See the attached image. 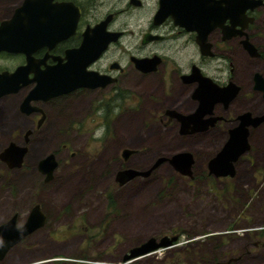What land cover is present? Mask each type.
Instances as JSON below:
<instances>
[{
	"label": "flooded vegetation",
	"instance_id": "1",
	"mask_svg": "<svg viewBox=\"0 0 264 264\" xmlns=\"http://www.w3.org/2000/svg\"><path fill=\"white\" fill-rule=\"evenodd\" d=\"M29 1L31 4L24 13H17L26 0H0V44H15L17 30L21 29L20 39L26 40L25 49L28 51L0 50V118L5 110L9 111L14 105L18 111L15 113L13 110L12 115V118L17 117L16 124H12L9 130L0 127V140L9 138L0 147V174L10 178L16 172L28 170L30 143L36 132L42 133L49 122L47 108L58 104L63 109L66 106L76 110L67 118V127L60 125L62 122H55L51 130L43 135V139L50 136V139L56 140L59 150L66 147L65 142L84 137L98 141L100 148H105L113 138L114 121L129 111L142 115L144 124H159L166 128L178 126L179 137L199 140L211 137L227 141L231 129L240 125L244 116L249 119L262 117L260 124L250 123L247 126L250 147L235 162V175L232 177L212 174L208 165L211 158L202 173L196 172L192 152L194 163L191 175L182 174L168 162L182 177L195 181V184L201 183L203 174L206 177L205 186H209L210 177L230 179L237 176L238 163L254 152L256 144L253 139L264 130V88L261 87L264 86V0H239V15L234 19L231 13L223 15L224 0H209L207 8L210 10L207 12L204 0ZM33 27L39 29L42 41L29 45L36 40L33 39ZM86 33L89 34L87 44ZM80 49L70 75L65 72L68 69L65 66L71 63L68 53ZM23 66L26 69L19 77L13 75ZM37 88L41 89L40 93L35 91ZM19 95L22 96L17 100ZM130 96L133 103L124 106V101ZM147 101L151 103L146 107ZM144 112L147 114L143 117ZM20 119L26 126L24 131L19 126ZM21 133L23 144L16 140ZM12 143L27 149L19 167L11 166L1 156ZM133 150L135 152L131 157L140 151ZM45 157L37 165L39 176H35L42 177L35 187L41 194L43 187L52 185L49 183L55 179L60 165L55 155L57 166L52 178L47 179L48 175L40 170V162ZM76 162L80 165L76 171H82L86 161ZM157 168L148 176L136 178H149ZM67 172L71 175V168ZM99 178L104 179V175L100 173ZM11 183L8 179L2 183L6 191L3 197H13ZM55 186L54 190L62 187L71 189V185L63 180ZM3 197L0 214L5 213L1 205ZM34 200L27 218L38 205L46 217L44 226L12 246H9L10 242H3L4 249H8L0 250V264H15L18 250L23 249L31 255L24 264H71V259L58 260L57 256L45 258L35 254L42 244L36 237L45 230L50 216L37 197ZM67 206L64 205L63 210L68 209ZM14 216H17L18 226L25 223L19 222L21 214L13 207L0 225ZM55 220L60 223V218ZM89 225L85 222L82 231L74 232L68 238L72 245L81 236L83 240L80 238V242L88 245L83 247L79 244V249L88 252V256L83 255L84 264L92 262L90 254L95 246L93 226L96 224L89 222ZM250 231L246 230L247 241L250 242L238 247L240 256L217 264H234L243 260L244 254L264 250V230ZM182 233L185 232L172 230L163 235L177 236L175 245ZM212 234L217 235L215 232ZM213 243L214 247L218 245L219 238ZM160 250L132 258L129 264H155V260L147 257ZM167 252L169 258L164 264H181L184 261L181 256L175 255L177 252L173 249ZM210 259L212 257L207 260ZM92 264H96V260Z\"/></svg>",
	"mask_w": 264,
	"mask_h": 264
},
{
	"label": "rangeland",
	"instance_id": "2",
	"mask_svg": "<svg viewBox=\"0 0 264 264\" xmlns=\"http://www.w3.org/2000/svg\"><path fill=\"white\" fill-rule=\"evenodd\" d=\"M132 103L133 98L130 96L123 104L130 106ZM150 103L147 101L146 107ZM47 109L49 122L42 133L36 132L30 143L28 170L16 172L10 178L0 174V200L6 192L2 186L6 179L12 181L10 190L13 194L11 198L6 195L2 199L1 205L5 208L2 212L5 213L0 214V223L13 207L21 214L19 222L24 223L36 201L34 197L49 213L47 227L36 237L42 244L40 243L41 249L35 254H41L45 258L57 256L58 260L71 259V264H84L83 255L88 256V252L79 249L81 236L72 245L68 238L74 232L82 231L85 222L88 225L90 222L96 224L93 226L96 236L90 264L94 260L96 264H129V261H123V257L130 248L150 237L160 239L165 236L163 233L172 230H181L186 234L182 233L171 248L161 249L147 258L155 260V264H164L169 258L167 251L173 249L177 252L175 255L184 260L181 264H203L202 259L204 264H217L240 256L238 247H244L250 242L247 241L249 237L246 230H264V130L253 139L256 144L254 152L238 163L235 178L210 177L209 186H205L206 177L203 174L201 183L195 184V181L182 177L166 162L151 177L135 178L120 185L116 181L120 169L147 171L159 157H170L181 151L194 154L195 171L202 173L208 160L221 149L226 140L211 137L184 139L178 136V126L166 128L159 124H144L142 115L129 111L114 121L113 138L105 148L101 149L98 141L84 137L65 142L66 147L59 150L56 140L50 139V136L49 139H43V135L51 130L55 122H62L60 125L67 127V118L76 110L66 106L63 109L58 104ZM13 110L18 113L14 105L2 114L1 129L9 130L12 124H16L17 117L12 118ZM115 110L116 108L113 109L112 117ZM146 114L144 112L143 117ZM18 121L24 131L26 126H23V120ZM84 128L87 127H82ZM8 140L9 138L0 140V147ZM16 140L23 144V133ZM123 148L140 151L126 161L122 156ZM50 151L55 152L53 154L60 165L55 179L49 183L52 185L43 187L44 192L41 194L38 188L35 190L42 181L41 176L35 178L40 174L37 165L40 159L51 154L47 153ZM78 160L86 161L80 172L76 171L80 166L76 162ZM69 168L71 175L67 172ZM100 173L104 175V179H100L101 175L99 178ZM63 177L65 178L62 179ZM62 180L71 185L70 190L66 187L53 189ZM31 187L34 188L33 191ZM67 204L68 211L63 210ZM240 212L243 214L238 215ZM56 218H60V223H57ZM214 232L216 236L212 234ZM216 238H219L220 243L214 247L213 241ZM81 245L85 247L86 242ZM30 256L25 250H19L14 263L24 264ZM242 256L244 259L234 264H264V250ZM209 257H212L210 261L207 260Z\"/></svg>",
	"mask_w": 264,
	"mask_h": 264
},
{
	"label": "water",
	"instance_id": "3",
	"mask_svg": "<svg viewBox=\"0 0 264 264\" xmlns=\"http://www.w3.org/2000/svg\"><path fill=\"white\" fill-rule=\"evenodd\" d=\"M209 0H204V10L205 12L209 11L210 9L207 8ZM252 2V1H250ZM222 3V2H221ZM224 6L222 8H225L223 11L224 16H229L231 13V18L234 19L239 15V9H240V2L239 0H224ZM246 5L249 4V2H244ZM31 3L29 0H26V2H23L22 6L18 9L17 13H24V10L27 6H29ZM220 6V5H219ZM244 10V8L242 9ZM204 12V13H205ZM25 30V29H24ZM18 39L15 44H0V50L6 49V50H13L16 52H28L26 51V40L20 39V35L23 33V30L18 29ZM33 31V40L32 43H28L29 45L37 43V41H42V35L39 33V29L36 27L32 28ZM41 31V29H40ZM24 35H22L23 37ZM85 42L87 44L89 34H85ZM83 49V48H82ZM73 50L68 53V57L70 58L71 63L67 64L65 66V72L72 75V64L74 63V59L76 55L81 52V50ZM26 69V66L20 67L17 69L16 73L13 75H16L19 77ZM75 71V70H74ZM262 81V80H261ZM264 84V80L262 81ZM264 88V86H261ZM40 88H37L35 91L40 93ZM263 121L262 117L258 118H251L248 117L242 118V123L233 129H231V136L226 141L222 149L216 153L210 160H209V169L212 174H215L216 176H234L235 175V162L243 155L245 152L249 149V141H248V130L247 126L250 125V123H253L255 125L260 124ZM27 149L25 147L16 146L14 143H12L8 148H6L5 152L2 153V158H6L5 160L10 162L11 166H21L24 160V156L26 154ZM135 152V150L131 148H125L122 152V156L125 160H128L131 155ZM165 162H169L172 164L175 169H177L179 172H181L184 175H191L192 173V166L194 163V157L193 154L189 151H181L173 154L172 156H161L159 157L154 165L147 171H142L138 169L128 168L118 171L117 174V181L120 185H124L127 182L133 180L137 176H148L152 173L154 169L159 167ZM57 166V162L55 159L54 154H50L49 156L45 157L40 162V170L48 175L47 179H51L53 172ZM45 215L40 210V207L37 205L35 206L29 217L26 219L25 223L21 226L17 225V216H14L9 221L4 222L0 225V250L3 252L6 249H4L3 242L8 243L10 242L9 246H12L18 242H20L22 239H24L29 234L33 233L37 229L41 228L45 224ZM178 239L177 236L170 237L168 235H165L158 239L157 237H150L146 241L142 242L140 245L134 246L129 249V252L124 254L123 261L127 262L131 260L132 258H137L146 254H149L151 252L157 251L162 248L171 247L174 245V242ZM12 243V244H11ZM8 246V247H9Z\"/></svg>",
	"mask_w": 264,
	"mask_h": 264
},
{
	"label": "crops",
	"instance_id": "4",
	"mask_svg": "<svg viewBox=\"0 0 264 264\" xmlns=\"http://www.w3.org/2000/svg\"><path fill=\"white\" fill-rule=\"evenodd\" d=\"M24 250V249H23ZM19 251V250H18ZM27 252V251H26ZM18 253V252H17ZM26 263V262H25Z\"/></svg>",
	"mask_w": 264,
	"mask_h": 264
}]
</instances>
